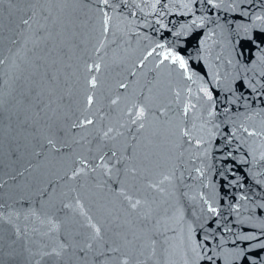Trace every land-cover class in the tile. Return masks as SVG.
Listing matches in <instances>:
<instances>
[{"label":"water","instance_id":"obj_1","mask_svg":"<svg viewBox=\"0 0 264 264\" xmlns=\"http://www.w3.org/2000/svg\"><path fill=\"white\" fill-rule=\"evenodd\" d=\"M124 259L264 264V0H0V264Z\"/></svg>","mask_w":264,"mask_h":264},{"label":"snow or ice","instance_id":"obj_2","mask_svg":"<svg viewBox=\"0 0 264 264\" xmlns=\"http://www.w3.org/2000/svg\"><path fill=\"white\" fill-rule=\"evenodd\" d=\"M25 23H27V21H25ZM169 56H171V53H169ZM169 56H165V59H168ZM172 59H173V62H175V61L178 60V61L180 62L181 67H184V66H185V65H184V61H183L182 59H180L179 56L172 57ZM92 83H93V85H94V84H95V81L93 80ZM90 102H91V101H90ZM140 116H141V117L143 116V110H141V112H140ZM89 123H91V121H89ZM139 203H140L139 201H136L134 204H132V207L135 208ZM92 227L95 228L94 225H93ZM95 232H96V235L99 236L100 229H99V228H95ZM61 247H63V245H61ZM89 247H91V245H89ZM53 251H56V250L54 249ZM56 255H60V253H59V252H56ZM209 259H211V258H209ZM121 264H128L127 259L122 260Z\"/></svg>","mask_w":264,"mask_h":264}]
</instances>
